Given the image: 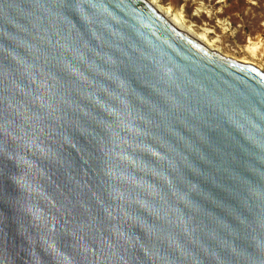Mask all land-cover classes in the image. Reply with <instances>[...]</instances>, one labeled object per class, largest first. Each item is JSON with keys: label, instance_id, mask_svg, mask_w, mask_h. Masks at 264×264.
Segmentation results:
<instances>
[{"label": "water", "instance_id": "1", "mask_svg": "<svg viewBox=\"0 0 264 264\" xmlns=\"http://www.w3.org/2000/svg\"><path fill=\"white\" fill-rule=\"evenodd\" d=\"M0 264H264V72L146 0H0Z\"/></svg>", "mask_w": 264, "mask_h": 264}, {"label": "rangeland", "instance_id": "2", "mask_svg": "<svg viewBox=\"0 0 264 264\" xmlns=\"http://www.w3.org/2000/svg\"><path fill=\"white\" fill-rule=\"evenodd\" d=\"M163 3L181 13L197 33H207L210 40L223 45L230 56L247 59L264 71V0H163ZM252 49H256L253 54L249 52Z\"/></svg>", "mask_w": 264, "mask_h": 264}, {"label": "bare ground", "instance_id": "3", "mask_svg": "<svg viewBox=\"0 0 264 264\" xmlns=\"http://www.w3.org/2000/svg\"><path fill=\"white\" fill-rule=\"evenodd\" d=\"M146 1L153 8H155L177 30H179L181 32H185L187 35H189L190 37H192L193 39H195L196 41H198L200 44H202L204 47H206L208 50L215 51V52H217L218 54H220L221 56H223L225 58H230L232 60L238 61V62L243 63V64L253 65L257 69H259L260 71H262V69L257 66L258 64L255 65L254 63L248 61L247 59H244L243 57H242L243 59H240V57H239V59H236L233 56H230L229 55L230 53H228L230 51L227 50V47L224 46L228 52L225 51V49H223V45L221 47L215 41L210 40L209 37H208V35H207V33L206 34H199V33H197V30H194L192 26H190V25L187 24V22L185 21V19L182 17L181 13L180 14L179 13H176L170 7H165L163 5L165 3V2L163 3V0H146ZM248 49H249V47H248ZM255 50L256 49H252V51H249V52L253 54V51H255ZM258 51L259 50H257V52ZM251 61H252V59H251ZM262 72H264V71H262Z\"/></svg>", "mask_w": 264, "mask_h": 264}]
</instances>
